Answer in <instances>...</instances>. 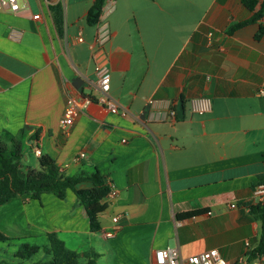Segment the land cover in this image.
<instances>
[{
	"label": "crops",
	"instance_id": "1",
	"mask_svg": "<svg viewBox=\"0 0 264 264\" xmlns=\"http://www.w3.org/2000/svg\"><path fill=\"white\" fill-rule=\"evenodd\" d=\"M94 1L22 0L20 12H0V137L24 132V172L39 168L40 149L63 177L98 173L118 196L98 232L71 189L63 199L13 198L0 206V233L11 240L0 242V264H49V235L81 264L95 255L96 264H156L167 248L184 258L217 249L229 264H252L264 233L250 209L264 178V17L242 24L264 0L253 12L242 0H107L90 26ZM93 52L109 65V95L126 116L98 103ZM70 98L91 102L64 127ZM195 98L210 99L211 112L193 113ZM24 245L40 250L23 259Z\"/></svg>",
	"mask_w": 264,
	"mask_h": 264
},
{
	"label": "trees",
	"instance_id": "2",
	"mask_svg": "<svg viewBox=\"0 0 264 264\" xmlns=\"http://www.w3.org/2000/svg\"><path fill=\"white\" fill-rule=\"evenodd\" d=\"M107 0H95L90 9L87 22L90 26H96L100 22L103 8ZM243 5L250 11H255L258 0H242ZM59 12V8L55 7ZM264 17V2L261 3L260 10L253 17L243 23L254 24ZM241 26V25H240ZM264 34V29L260 27L257 38H261ZM24 132L18 136L7 134L0 137V206L8 203L13 198L19 195L31 194L35 199H39L45 193H53L59 198L65 197L66 191L71 189L75 192L78 199L85 207L89 216L91 230L98 232L100 224L98 222L99 214L103 213L109 206L106 198L111 192V188L106 183L104 177L98 173L78 177H63L60 168L56 162L48 155L42 154L39 158V168L30 169L25 172L26 177L23 179L19 175V171L23 170L22 161L24 159L23 151ZM88 182L92 184L91 188L77 189L79 184ZM261 184L264 183V178L261 179ZM251 212L257 216L263 223L264 232V204L251 205ZM195 214H187L186 216H194ZM11 241L5 235L0 233V242ZM40 248L24 245L19 256L23 259H29L39 252ZM47 254L52 256L49 264H81V255L75 251H70L65 247V244L60 241L56 235H49V246L45 248ZM264 255V233L261 244L254 253V258L259 259ZM91 260L87 264H96Z\"/></svg>",
	"mask_w": 264,
	"mask_h": 264
},
{
	"label": "built area",
	"instance_id": "3",
	"mask_svg": "<svg viewBox=\"0 0 264 264\" xmlns=\"http://www.w3.org/2000/svg\"><path fill=\"white\" fill-rule=\"evenodd\" d=\"M22 0H0V12L13 13L16 14L21 11L23 6L21 5ZM104 11V9H103ZM34 20H39L40 15L33 17ZM103 35H99L97 39V44L103 46L104 41ZM101 52H93V57L98 59V54ZM95 74L98 80V87L100 97L98 98V103L104 106L108 112L112 114H121L126 116V111H123L119 106L111 99L109 93L111 89V71L109 65L106 62H103L102 59L97 61ZM259 94L264 95V86L259 90ZM91 100H86L84 103L70 98L67 102V108L65 110L64 119L61 121V124L64 127L72 126L75 122V119L78 117L81 112L82 105L88 106ZM191 110L193 113L197 114H206L212 110V101L208 98H195L190 101ZM175 113H172L174 116ZM36 155L40 157L42 152L40 149L36 150ZM86 154H80L76 160L85 159ZM111 192L106 198V202L110 203L112 200L116 199L118 192L113 184L110 185ZM253 204L259 205L264 204V183L258 185L253 193ZM235 208V205H232ZM120 217L113 218L115 224L119 223ZM107 238H113L115 236L114 232L106 233ZM250 244L247 242L246 246ZM156 264H229L220 254L217 249H212L206 252H203L198 255H193L187 258L181 256L179 250L167 248L160 250L156 253ZM252 264H264V255L255 260Z\"/></svg>",
	"mask_w": 264,
	"mask_h": 264
},
{
	"label": "rangeland",
	"instance_id": "4",
	"mask_svg": "<svg viewBox=\"0 0 264 264\" xmlns=\"http://www.w3.org/2000/svg\"><path fill=\"white\" fill-rule=\"evenodd\" d=\"M26 157L28 158L27 162H25L26 165L38 168V164H36V159L32 154H27ZM0 246H4V244L0 243Z\"/></svg>",
	"mask_w": 264,
	"mask_h": 264
},
{
	"label": "water",
	"instance_id": "5",
	"mask_svg": "<svg viewBox=\"0 0 264 264\" xmlns=\"http://www.w3.org/2000/svg\"><path fill=\"white\" fill-rule=\"evenodd\" d=\"M19 175H20V177L23 178V179L26 177V174H25V172H24L23 170H20V171H19Z\"/></svg>",
	"mask_w": 264,
	"mask_h": 264
}]
</instances>
